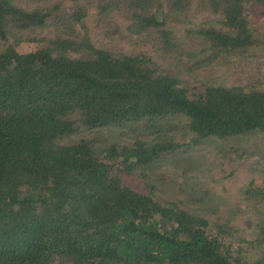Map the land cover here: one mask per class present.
Returning <instances> with one entry per match:
<instances>
[{"label":"trees","instance_id":"1","mask_svg":"<svg viewBox=\"0 0 264 264\" xmlns=\"http://www.w3.org/2000/svg\"><path fill=\"white\" fill-rule=\"evenodd\" d=\"M206 2L219 26L188 31L204 39L208 53L194 66L259 43L249 12L264 14V0ZM192 3L46 0L25 9L0 0V40L49 20L61 30L32 38L27 52L14 44L0 51V264L264 263V222L254 239L237 238L175 202L156 200L152 184L132 183L138 168L163 153L210 136L264 132V89L184 85L150 58L96 47L89 34L92 9L99 18L117 11L128 16L130 34L153 38L168 57L191 58L173 42L168 21ZM175 117L188 119L189 140L137 138L99 154L86 139L58 142L82 129L134 123L160 132L161 122ZM253 249L256 258L248 256Z\"/></svg>","mask_w":264,"mask_h":264},{"label":"rangeland","instance_id":"2","mask_svg":"<svg viewBox=\"0 0 264 264\" xmlns=\"http://www.w3.org/2000/svg\"><path fill=\"white\" fill-rule=\"evenodd\" d=\"M11 1L25 9L46 6V0ZM260 11L262 9L252 8L249 12V18L259 32V43L243 53L223 55L200 67L194 63L207 58L208 53L203 51L206 42L188 31L219 26V15L211 11L206 0H193L188 12L176 14L168 21L173 42L193 56L191 58L185 55L168 57L156 46L153 38L146 34H130L126 14L111 11L99 18L92 9L87 23L96 47L115 54L150 58L184 85H241L263 90L264 14ZM60 32L52 20L37 28L11 30L7 41L0 40V51L14 44L19 52H27L35 45L32 38L54 37ZM187 121L185 117L166 119L161 122L160 132L148 131L141 123L82 129L58 142L73 144L86 139L99 154L111 144L129 145L137 138L150 142L156 137L187 141L191 137ZM142 174L143 179L139 177ZM134 176L132 183L135 186L141 187V180L152 184L156 200L175 202L193 215L206 217L212 226L230 228V232H236L237 238L254 239L260 230L259 225L264 222V197L258 192L260 189L264 192V132L251 131L224 139L203 138L186 150L161 154L138 168ZM250 253L248 256L258 257V250L253 249Z\"/></svg>","mask_w":264,"mask_h":264}]
</instances>
